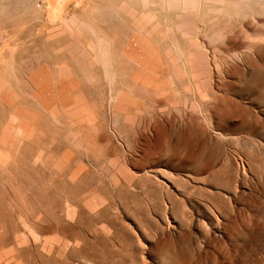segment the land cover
I'll use <instances>...</instances> for the list:
<instances>
[{"label": "rangeland", "instance_id": "1", "mask_svg": "<svg viewBox=\"0 0 264 264\" xmlns=\"http://www.w3.org/2000/svg\"><path fill=\"white\" fill-rule=\"evenodd\" d=\"M0 264H264V0H0Z\"/></svg>", "mask_w": 264, "mask_h": 264}, {"label": "bare ground", "instance_id": "2", "mask_svg": "<svg viewBox=\"0 0 264 264\" xmlns=\"http://www.w3.org/2000/svg\"><path fill=\"white\" fill-rule=\"evenodd\" d=\"M169 1V0H168ZM171 2V1H170ZM174 3V2H173ZM173 5V4H172ZM148 27V26H147ZM100 43V42H99ZM144 44V43H143ZM142 46H144V45H142ZM135 47V46H134ZM136 49V48H135ZM145 49V48H144Z\"/></svg>", "mask_w": 264, "mask_h": 264}]
</instances>
